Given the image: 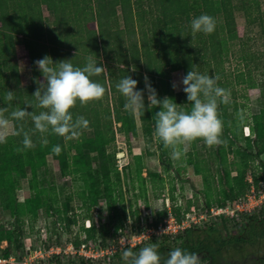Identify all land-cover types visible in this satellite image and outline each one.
Wrapping results in <instances>:
<instances>
[{
    "label": "rangeland",
    "instance_id": "1",
    "mask_svg": "<svg viewBox=\"0 0 264 264\" xmlns=\"http://www.w3.org/2000/svg\"><path fill=\"white\" fill-rule=\"evenodd\" d=\"M71 1L65 10L73 18L70 20L74 28L72 32L77 31V34L86 37L87 26L92 28L97 25L93 14L97 4L93 1L89 7L82 4L86 11H81L71 6ZM161 1L158 0L156 5L155 0H131L132 11L129 10V14L134 15V20L129 26L124 22L122 7L118 6L119 14L116 19L110 17L108 27L112 30L126 28L123 34H119L123 36L125 53L119 58L120 54L114 52L112 59L104 57L97 66L105 67L108 80L109 64L113 66L116 78L122 75L121 68H129L128 75L138 81V90L145 88L144 77L147 75L157 90L158 98L170 97L178 108L188 110L191 104L182 90L184 86L180 84L185 70L175 67L173 57L175 49H182L187 42L195 71L218 76V86L230 90L231 103L221 104L218 109L224 125L221 137L224 142L209 147L202 139H197L184 146L186 152L179 159L173 158L171 149L164 148L155 137L153 115L159 108L147 109L145 93L144 114H130L123 107L124 97L111 88L108 80L106 87L103 72L92 79L105 86L104 97L83 106L77 102L76 107L71 109L74 117L83 115L89 121L88 128L82 131L79 139L65 140L49 134V143L43 146L37 132L32 135L35 147L22 152L17 151V148L23 147L22 136L9 135L7 142L0 144L3 215L7 216L13 209L27 215L34 208L38 216L35 226L41 217L46 218L54 230L50 241L62 244L67 238H86L85 225L82 227L86 214L91 215L97 225L106 224L104 238H113L117 229L116 223L111 224L110 219L114 213H117L118 221L133 222L137 226L143 214L152 212L158 218L157 210L165 205L168 213L166 198L172 196V192L175 196L169 200L172 209L176 204L182 210L192 204L208 209L223 201L234 205L240 197L252 193L249 186L246 193L234 201L230 198L233 182L226 183L225 179L226 175L234 176L238 172H246V176L253 179L256 175H264V166L259 161L264 160V0H218L217 3L216 0H174L178 10L186 6L185 11L189 12L190 19L187 16L182 19L184 14L172 17L171 13L163 11ZM18 2L13 0L12 13L6 16L7 28L4 30L0 25V29L4 30L0 31V109H7L5 116L9 118L13 110L23 108L26 102L34 100L32 94L38 87L26 88L31 84L36 85L25 44L27 38L35 36V31L30 17H23L16 9ZM168 2V6L173 3L171 0ZM207 5L209 10L206 12ZM202 13L215 19V31L209 35L197 33L192 38L190 21ZM43 14L44 27L52 28L55 12L43 5ZM77 17L81 23L76 21ZM25 22L32 26V37L21 33ZM117 38L115 31L112 42H116ZM220 38L226 39L222 49L218 43ZM35 40L38 43L39 40ZM42 40L49 44L46 33ZM61 48L65 50L66 44H61ZM89 51L88 48L79 49V56L71 59V62L73 60L76 66L83 67L87 57L96 60L95 53ZM67 55L71 56L69 53ZM159 67L161 70H158ZM173 81L180 85L178 89L172 88ZM9 90L14 92L15 97L10 102L4 100ZM28 110L32 111L31 108ZM34 111L38 113L41 109ZM255 115L259 116L262 136L257 140L258 146L251 147L249 152L254 155L258 151L261 156L255 159L252 155L254 159L249 161L251 165L245 167L243 153L247 150L248 141L244 137V127L254 123ZM21 123L26 131L34 128L30 117ZM13 125L17 127L15 121ZM238 127H243V134ZM250 137L255 138L252 128ZM57 144L62 149L59 155L51 151ZM160 178L164 179L165 187L156 189L154 183L159 184ZM106 180H110L108 183L111 184L113 198H117L115 210L110 208V200L98 188V184ZM261 181L263 186L260 185ZM260 182L256 185L258 195L261 189L264 192V179ZM261 199L256 208L262 204L264 197ZM240 214L237 212L235 217ZM227 218L230 223L231 217ZM204 223L199 225L205 226ZM55 234L57 238H53ZM93 234L98 238L102 236L98 230ZM25 236H28L27 231L19 237L21 246ZM9 238L12 242L19 239L17 234H11ZM175 238L163 237L158 240L162 246L176 248L179 242ZM8 243L7 239L2 240V247ZM263 248L262 242L250 244L244 250L232 248L220 255L215 263L201 259V264H252L250 260L264 254ZM170 250L165 249L166 256ZM55 260L61 264H79L81 259L72 254L69 257L62 254ZM119 264H124V261Z\"/></svg>",
    "mask_w": 264,
    "mask_h": 264
},
{
    "label": "trees",
    "instance_id": "2",
    "mask_svg": "<svg viewBox=\"0 0 264 264\" xmlns=\"http://www.w3.org/2000/svg\"><path fill=\"white\" fill-rule=\"evenodd\" d=\"M93 1L97 4L96 11H93V14L95 15V21L97 22V25H94L92 28L90 26H87L88 29V36H82L77 34V31H73V26L70 24V20H73V18H70L69 12L65 10V8L70 3V0H19L17 4V10L25 16L30 17V24L33 25V30L35 33H33L35 36H33L32 39L27 38L26 39V49L28 53L29 61L32 63L33 68V83L36 84L35 80L40 79L43 77L41 72L38 70L37 66L35 65L34 61H36L38 58H43L45 55L50 56L54 62L60 61V60H71L74 57H78L79 49L81 48H88L90 51L93 52L96 55V61L98 64L102 63V59L105 57V59L110 60L113 58L114 52H117V54H120L119 58L124 55L125 46L123 43V36L119 34H123L126 30L124 29H118V30H112L109 29V19L110 17L117 18L119 12H118V6L122 7V13H123V19L124 22L126 21L128 26L129 23H133L134 15L129 14V10L132 11V2L131 0H72V4L75 7L76 10L86 11V7L90 6V3ZM156 5L158 4V0H155ZM218 0H216L217 3ZM163 11L165 10L166 13H171L172 17H177L179 14H184L182 19H184L186 16L188 19H190L189 12L187 13L186 6L183 8L175 7L174 0H171L170 6L167 4L169 3L168 0H162ZM13 0H0V25L5 30L7 28V15L9 16L11 11V6H13ZM84 4V5H82ZM43 5H46L49 9L53 10L55 12V24L52 28H45L44 27V19H43ZM178 7V6H177ZM225 8V7H224ZM209 10V6H206V12ZM221 11V8H219ZM66 11V12H65ZM79 12V11H78ZM30 14V15H29ZM80 15V12H79ZM223 15V14H222ZM185 16V17H184ZM225 18V16H222ZM88 17L86 16L85 19ZM76 21L81 23V20L77 17ZM27 22L25 24L23 23L22 32L29 37L30 35L32 37V26H30ZM183 28L182 26H180ZM3 29H0V31H4ZM184 29V28H183ZM115 31H117L118 38L116 42H112V36L114 35ZM44 33H46L48 45L46 42H44V38L42 40V37H44ZM28 34V35H27ZM233 35V34H232ZM38 39V43L35 39ZM46 38V37H45ZM226 39L220 38L218 43L221 46L222 44H225ZM61 44H66V49L64 50L61 48ZM39 45V46H38ZM190 45L186 42L185 46L180 48H176L174 54L175 58V67L182 68L185 70V75L191 68L195 70L192 55H191V48ZM40 47V48H39ZM40 49V51H39ZM128 48H126L127 50ZM226 49V48H224ZM70 54L71 56L68 57L67 54ZM68 57V58H67ZM74 58V59H75ZM74 66H76L75 61L72 60L71 62ZM109 74L108 78L105 76V72L103 74V79L105 81L106 87L108 85L107 80L110 81L111 88L118 91L115 87L118 80L127 76L129 74V68H121L122 75L119 78L115 77V72L113 70V66L109 64ZM158 70H161V67L158 68ZM36 85H29L26 86V88H34ZM15 125L17 128L19 126H23V123L21 121H15ZM261 126L259 116H254V123L251 125V128L253 130V133L255 135V138H251L250 135H246L248 143H247V150L243 154H245V167L250 166L251 159H256L257 157L260 158L261 153L256 152L254 155L249 152V149L253 146H258L257 140L262 136V131L259 129ZM238 130L240 133L243 131V127H238ZM243 134V132H242ZM227 136L230 139V142H232L231 137L227 134ZM252 155L254 158H252ZM257 158V159H258ZM260 165L264 166V160L259 159ZM170 165L171 162H170ZM246 172H238L234 176H231L230 174L226 175L225 182L232 181L233 186L232 190L230 192V198H233L234 201L238 199L239 196H242L244 193H246L249 186H251V183L247 180V176L245 174ZM156 177V176H155ZM156 178H153L155 180ZM261 179H264V175H256L254 177V183L255 185H259V182ZM110 180H106L104 182H100L98 184L99 191L101 193H104L106 197L110 200V208L112 210L117 209L115 208L114 202L117 200V198H113V193L111 192V184L108 183ZM160 183L156 184L154 183V188H164L165 187V181L163 178L159 179ZM250 189V188H249ZM244 196V195H243ZM171 198H175L173 192ZM1 199V196H0ZM2 202V201H1ZM226 204V201H223L220 205ZM86 204H83L85 206ZM189 206V205H188ZM181 206L174 204L173 211L177 215V217H181L183 210L180 208ZM190 208V207H189ZM186 208L185 210L189 209ZM3 212V206L2 203H0V219L3 220L8 217H13L16 219L15 222V228L13 229H6L5 225L1 223L0 225V242L4 239H7L9 241L8 245L6 247H0V254H10L12 252L18 251V249L21 247V238L26 233L27 227H34L35 220L38 218L37 216V210H30L27 215L19 213L17 210L13 209L12 213L7 214V216L2 214ZM117 213H114L111 216L110 223L114 224L116 223V229H118L119 226L123 225L124 222L118 221ZM158 218L157 221L162 220L165 216H167V210H161V212L158 211ZM91 217V215L86 214L83 219ZM93 219V218H92ZM58 220V218H57ZM231 222L229 223V218L226 216H220L218 218H212L210 221L205 222V226H200L199 224H196L192 227L187 228L182 233L178 234L176 236V240H178L179 245L181 249L187 250L189 252H197L201 259H208L209 263H215L220 255H223L224 252L231 251V249H239L244 250L246 246L250 244H256L257 242H262L264 244V200L262 204L255 208L254 211H244L241 212V214L236 218L231 217ZM37 222V221H36ZM52 223V222H51ZM26 225H29L26 227ZM93 220V226L91 228L84 227V224L82 227L86 230L87 239L90 238H98L93 233L98 230L100 235H102L100 238L104 242H106L109 238L105 237V231H106V224L101 223V225H97ZM11 234H17L18 241L12 242L10 240ZM77 235V234H76ZM81 238L75 237V242L78 244L80 243ZM151 243H158L159 245V253L162 256V258H166L165 255V249H174L172 246H162L159 243L158 238H151L144 243L133 247L132 250L135 252H139L140 248L151 244ZM264 249V248H263ZM125 250V249H124ZM119 251L116 253V255L113 257L114 259L107 262H99V264H119L122 260V252ZM56 259V258H55ZM51 260L47 264H61L56 260ZM255 260V261H254ZM252 261V264H264V254L261 256H257ZM79 264H97L96 262H93L91 260L87 259H81Z\"/></svg>",
    "mask_w": 264,
    "mask_h": 264
},
{
    "label": "clouds",
    "instance_id": "3",
    "mask_svg": "<svg viewBox=\"0 0 264 264\" xmlns=\"http://www.w3.org/2000/svg\"><path fill=\"white\" fill-rule=\"evenodd\" d=\"M215 27V19L206 13L190 21L192 38L197 33L212 34ZM34 63L43 76L42 80H35L38 87L32 94L34 100L26 102L23 108L13 110L10 118L5 116L7 109H0V144L6 143L9 135L22 136L23 147L17 148L18 152L35 147L32 135L37 132L43 146L48 145L49 134L65 140L79 139L82 131L88 128L89 121L83 115L74 117L71 109L76 107L77 102L83 106L101 100L106 92L103 84L92 79L101 75L105 67L97 66V61L91 56L86 58L83 67L74 66L68 59L54 62L48 55ZM218 80V76L201 74L191 68L180 81L191 104L188 110L178 108V104L170 97L158 98L157 90L147 75L144 77V89H137L138 81L131 75L121 78L115 87L124 97L123 107L130 114H144L147 94V109L159 108L153 115L155 137L164 148L171 149L173 158L179 159L186 152L184 146L197 139H202L209 147L224 142L221 138L224 125L218 109L221 104L231 103V93L218 86ZM171 86L173 89L180 87L175 81ZM14 98V92L9 90L4 100L10 102ZM37 108L41 109L38 113L34 111ZM26 117L31 118L33 129L26 131L22 125L14 127L13 121H23ZM51 151L59 155L62 149L57 144ZM158 249V243L148 244L140 248L139 252L127 247L121 258L124 264H201L197 252L176 247L168 252L166 258H162Z\"/></svg>",
    "mask_w": 264,
    "mask_h": 264
},
{
    "label": "built area",
    "instance_id": "4",
    "mask_svg": "<svg viewBox=\"0 0 264 264\" xmlns=\"http://www.w3.org/2000/svg\"><path fill=\"white\" fill-rule=\"evenodd\" d=\"M244 129L245 135L251 136V126L247 125ZM247 180L251 183L250 191L252 193H247L240 197L234 202V205L231 202H227L226 204L204 209L201 206L192 204L189 209L183 210L180 218L174 213L169 203V200H171V195H169L166 198V204L169 208L168 214L162 220L157 221L152 212L146 215L143 214L140 216L137 226L133 222H130V224L124 223L118 227L115 236L109 238L106 242L102 238L87 239L86 235V238H81L78 244L75 242V238H67L62 244H55L50 241L51 234L54 233L50 222L46 218L43 219L41 217V220L36 222L37 225L35 227H27L28 236L23 238V245L18 251L10 254H0V264H47L51 260L62 256V254H67V257L72 254L80 259H87L93 262L111 261L117 252L127 247H136L151 238H175L187 228L203 221L208 222L212 218L220 216L234 217L237 212L253 211L260 203L259 200L263 199L264 192L261 189V194L258 195L254 179L251 176H247ZM262 183L263 181L260 182L261 186H263ZM165 207L166 205L157 210V212L167 210ZM1 223L8 230L15 228V219L13 217L0 219V225ZM83 223L86 228H91L93 219L91 217L85 218ZM53 238H57V235L55 234ZM0 247H2V241L0 242Z\"/></svg>",
    "mask_w": 264,
    "mask_h": 264
}]
</instances>
